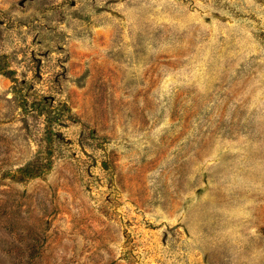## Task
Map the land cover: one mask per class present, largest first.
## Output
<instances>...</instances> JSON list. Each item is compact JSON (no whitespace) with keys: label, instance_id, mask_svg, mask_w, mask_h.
<instances>
[{"label":"rangeland","instance_id":"1","mask_svg":"<svg viewBox=\"0 0 264 264\" xmlns=\"http://www.w3.org/2000/svg\"><path fill=\"white\" fill-rule=\"evenodd\" d=\"M0 264H264V0H0Z\"/></svg>","mask_w":264,"mask_h":264}]
</instances>
